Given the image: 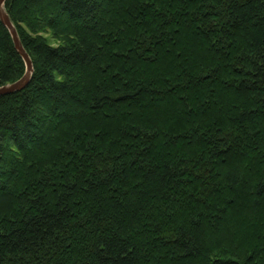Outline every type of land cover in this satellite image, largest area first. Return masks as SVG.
<instances>
[{"label": "trees", "instance_id": "trees-1", "mask_svg": "<svg viewBox=\"0 0 264 264\" xmlns=\"http://www.w3.org/2000/svg\"><path fill=\"white\" fill-rule=\"evenodd\" d=\"M5 7L0 264H264V0Z\"/></svg>", "mask_w": 264, "mask_h": 264}, {"label": "water", "instance_id": "water-1", "mask_svg": "<svg viewBox=\"0 0 264 264\" xmlns=\"http://www.w3.org/2000/svg\"><path fill=\"white\" fill-rule=\"evenodd\" d=\"M5 2L6 0H0V19L3 22V24L8 28L16 49L23 57L26 65V70L24 75L18 80L0 86V97L3 95L14 93L16 91H20L25 87H27L32 79V75L34 71L33 61L29 53L23 46L18 30L5 7Z\"/></svg>", "mask_w": 264, "mask_h": 264}, {"label": "rangeland", "instance_id": "rangeland-1", "mask_svg": "<svg viewBox=\"0 0 264 264\" xmlns=\"http://www.w3.org/2000/svg\"><path fill=\"white\" fill-rule=\"evenodd\" d=\"M48 35H49V33H48ZM51 42L52 43H57L56 40H54V39H51Z\"/></svg>", "mask_w": 264, "mask_h": 264}]
</instances>
